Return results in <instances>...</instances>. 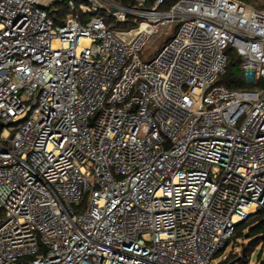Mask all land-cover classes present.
<instances>
[{"label":"built area","instance_id":"obj_1","mask_svg":"<svg viewBox=\"0 0 264 264\" xmlns=\"http://www.w3.org/2000/svg\"><path fill=\"white\" fill-rule=\"evenodd\" d=\"M165 3L0 0V264H211L264 212V10Z\"/></svg>","mask_w":264,"mask_h":264},{"label":"trees","instance_id":"obj_2","mask_svg":"<svg viewBox=\"0 0 264 264\" xmlns=\"http://www.w3.org/2000/svg\"><path fill=\"white\" fill-rule=\"evenodd\" d=\"M125 7H133L135 0H113ZM157 0H149V5L152 6ZM179 0H166L163 5V9L170 10ZM248 4L256 9L264 10V0H239ZM52 9V8H51ZM50 9V15L55 14V11ZM229 61L226 67L225 74L220 78V83L226 86L229 90H252L256 88V85L248 84L243 74H239L238 71L242 70V58L238 53L230 49L228 50ZM259 86L263 85V82H259ZM247 231V233H245ZM247 238L253 239L252 243L247 246L241 254H231L226 260H223L221 264H230L232 261L239 259L237 264H249V257L251 256L254 248L264 243V212H258L257 214L250 216L246 221L238 224L236 231L228 242L224 252L230 244L237 242L238 239ZM221 253V252H220ZM241 255V256H240Z\"/></svg>","mask_w":264,"mask_h":264},{"label":"rangeland","instance_id":"obj_3","mask_svg":"<svg viewBox=\"0 0 264 264\" xmlns=\"http://www.w3.org/2000/svg\"><path fill=\"white\" fill-rule=\"evenodd\" d=\"M54 10L55 14H52L51 17L55 20L56 25H61L68 17L73 15V12L68 8L64 3L55 5L51 11ZM162 10H165L162 8ZM50 12V11H49ZM115 24V29L117 30H127L130 29L129 25H123L113 21ZM178 29V24H176L172 29L165 32L163 36L156 38L152 44H150L143 52L141 58L144 61H150L157 53L171 40ZM239 74H243V70L238 71ZM247 233V231L245 232ZM253 239L241 238L237 242H233L228 246V248L219 253L211 262V264L221 263L224 260V257H228L231 254H241V252L252 243ZM241 256V255H240ZM264 261V243L254 248L251 256L249 257V264H261Z\"/></svg>","mask_w":264,"mask_h":264},{"label":"water","instance_id":"obj_4","mask_svg":"<svg viewBox=\"0 0 264 264\" xmlns=\"http://www.w3.org/2000/svg\"><path fill=\"white\" fill-rule=\"evenodd\" d=\"M239 259H240V258H238V259H236V260L232 261L230 264H237V263H238V261H239Z\"/></svg>","mask_w":264,"mask_h":264}]
</instances>
